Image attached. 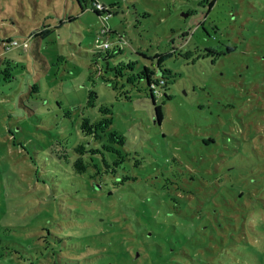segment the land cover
Returning a JSON list of instances; mask_svg holds the SVG:
<instances>
[{"label": "rangeland", "instance_id": "1", "mask_svg": "<svg viewBox=\"0 0 264 264\" xmlns=\"http://www.w3.org/2000/svg\"><path fill=\"white\" fill-rule=\"evenodd\" d=\"M98 1L100 15L79 0H0V42L53 28L39 41L44 63L0 45V264H264V0ZM173 48L158 123L138 74ZM129 61L134 85L110 69ZM85 116L112 117L140 158L136 181L117 188L72 168L74 146L95 144ZM166 179L188 207L167 208ZM138 203L157 207L143 235ZM124 245L142 249L136 263Z\"/></svg>", "mask_w": 264, "mask_h": 264}, {"label": "trees", "instance_id": "2", "mask_svg": "<svg viewBox=\"0 0 264 264\" xmlns=\"http://www.w3.org/2000/svg\"><path fill=\"white\" fill-rule=\"evenodd\" d=\"M90 1V2H89ZM215 0H210V6L213 5ZM80 5L82 6V10L86 8L93 9L98 15H100V12L97 10V4L101 3L98 0H79ZM104 13L107 15V18L113 13L112 9L108 6H104ZM192 11H189L185 13V15L192 14ZM69 19H73L71 16ZM202 25L204 27V30L207 32V28L204 26V23L202 22ZM44 27L38 29L35 32H32L28 34L24 40L19 42L17 39H14L13 37L6 36L3 38L0 42V45L8 50L14 49V48H22V51H28L33 56L34 59L39 60L41 62H45L44 57L42 56L40 50H39V41L42 37H46L48 34H50L53 30V28L48 27L46 25H43ZM106 29H103L102 33L105 34ZM184 37H187V33L185 32ZM120 40V39H119ZM103 47V46H102ZM104 48V47H103ZM208 48V47H207ZM26 49V50H25ZM173 51H169L167 53H156L155 57H157V68H150L147 65H145L141 71L138 74V77L140 79H144L146 82V91H147V97H149L153 103V111H154V118L156 122L161 123L163 119V103L158 102L159 98H172V95L168 93V89L170 86V83H172L175 79L176 72H173L171 69L164 66V61L167 57L171 56L174 53ZM211 50V48H208ZM235 49V46L228 47L227 51H232ZM3 50V51H8ZM113 53H116V50H114ZM219 53V52H216ZM114 54L105 53V59L107 57H113ZM3 57L0 56V64L3 61ZM133 62H127L119 65H115L114 67L110 68L114 74L116 75V78L118 77H124L126 76V81L130 83L131 85L135 82V76L130 74H125L123 72L124 69L133 67ZM157 71V73H156ZM10 76V73L8 74ZM134 85V84H133ZM114 87V86H113ZM37 84L31 85V88L27 92H31L32 90L36 91ZM115 88V87H114ZM126 99L129 101H132V96L129 94V89L124 92ZM87 105H92L90 102L87 103ZM18 106L21 108H26L29 113L35 111V109L26 104L23 97H20V100L18 102ZM100 110L103 112H108L109 110L104 108L103 106L100 107ZM3 119V117L1 118ZM113 122V119L111 116H103L98 120L91 119L89 117H82V121L80 123V130L81 133L87 137H90L94 140V145H86L85 143H78L74 146V151L77 153L76 158L72 161V168L77 171L78 173H83L87 171L89 166H92L95 170V176H98L102 178L105 174H109L111 176H114L116 180L114 181V185L117 188H123L127 185L129 181H136L138 179L137 174L131 170V167L134 168H140V158L129 156L128 151L124 149L126 145L125 138L120 134V132L117 129H111V124ZM14 129L11 128L10 125H8V131L12 132ZM21 131V127L19 126V129L17 133ZM1 133V132H0ZM14 134V133H12ZM15 135V134H14ZM16 144V143H15ZM62 157V156H61ZM60 156H58L59 159H62ZM69 158V157H68ZM136 158L135 161H133L132 165L129 164L130 160ZM128 160V161H127ZM169 182V183H168ZM218 184H220V181ZM166 188H162L163 195L165 196L164 200L166 201V204L168 205L167 208H171L174 206L175 208H183L185 209L188 207L187 204V198H181L179 195L172 192L173 189H178L179 185L174 184L173 181H169L166 179ZM224 185L220 184V188L222 189ZM131 189V188H126ZM112 193V191H110ZM240 197L243 195V191L239 192ZM150 200V199H149ZM145 202V201H143ZM140 203H138L139 205ZM140 204V206L136 209L140 210L141 213L146 217L145 221L146 224H143L140 221V217H135L133 219L134 223L133 227L135 226V231H137L139 234L143 235L144 233H147L151 231L150 225L156 224L155 216L152 215V211L156 212L157 207L153 206H143ZM211 207H215L213 203H211ZM141 208V209H139ZM134 209L135 211H137ZM215 211V208H213ZM168 211V209H165L163 212ZM160 212V211H159ZM162 212V213H163ZM139 213V212H138ZM161 213V212H160ZM160 213L158 215H160ZM189 213V212H188ZM185 217H189L188 215H184ZM160 226L163 225V222L159 223ZM130 232V230H129ZM115 236H119V233H117ZM119 245V242L115 243V246ZM122 245V244H121ZM199 245V244H197ZM129 245H124L123 247L126 249L127 257L126 259L129 262L136 263L137 260H139V256L142 254V249L139 248L138 251H135L134 253H130L128 249ZM201 247V245H199ZM138 253V256L136 255ZM161 255V254H160ZM166 257V256H165ZM195 259V258H194ZM204 261L206 263V260H203L198 256L194 261ZM222 261V260H220ZM170 263V260H168Z\"/></svg>", "mask_w": 264, "mask_h": 264}, {"label": "built area", "instance_id": "3", "mask_svg": "<svg viewBox=\"0 0 264 264\" xmlns=\"http://www.w3.org/2000/svg\"><path fill=\"white\" fill-rule=\"evenodd\" d=\"M97 7H101V5H100V4H97ZM102 31H103V30H102ZM105 44L108 46L109 43L106 42Z\"/></svg>", "mask_w": 264, "mask_h": 264}, {"label": "water", "instance_id": "4", "mask_svg": "<svg viewBox=\"0 0 264 264\" xmlns=\"http://www.w3.org/2000/svg\"><path fill=\"white\" fill-rule=\"evenodd\" d=\"M136 255L138 256V253Z\"/></svg>", "mask_w": 264, "mask_h": 264}]
</instances>
